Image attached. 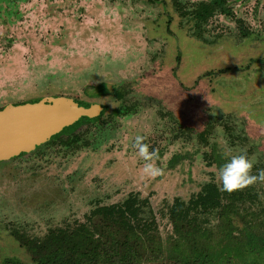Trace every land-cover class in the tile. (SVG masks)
Masks as SVG:
<instances>
[{
  "label": "rangeland",
  "instance_id": "obj_1",
  "mask_svg": "<svg viewBox=\"0 0 264 264\" xmlns=\"http://www.w3.org/2000/svg\"><path fill=\"white\" fill-rule=\"evenodd\" d=\"M178 1L199 12L210 2ZM221 1L211 2V15L202 13L194 36L192 19L179 16L171 0H0V107L55 95L81 98L90 82L87 71L102 67L104 55L112 59L103 67L117 68L122 54L142 49L134 30L159 36L163 19L172 29L170 38L173 31L185 34L181 47L187 48V59L178 65L175 51L165 45L130 67L121 64L123 77L112 82L123 103L101 100L107 107L103 118L109 120L110 110L121 104L130 115L90 128L85 147L94 152L82 147L61 159L53 147L38 151L37 158L0 164V264H32L16 235L41 240L57 228L83 229L112 244L127 242L139 264H180L195 246L178 241L167 210L209 181L217 185L212 197L219 207L189 209L204 231L196 245L207 251L202 259L264 264V182L241 189L244 203L234 201L235 211L227 212L223 206L230 198L218 175L222 157L241 151L252 159L253 174L264 169V0ZM222 7L233 16L215 11ZM137 135L156 152V176L142 172L145 161L133 147ZM115 140L123 142L122 149L111 153L107 144ZM203 152L217 166L206 168ZM130 195L138 199L134 217L121 214ZM139 214L144 220L154 217L155 224L147 222L152 227L143 229Z\"/></svg>",
  "mask_w": 264,
  "mask_h": 264
},
{
  "label": "flooded vegetation",
  "instance_id": "obj_2",
  "mask_svg": "<svg viewBox=\"0 0 264 264\" xmlns=\"http://www.w3.org/2000/svg\"><path fill=\"white\" fill-rule=\"evenodd\" d=\"M151 1L154 2L157 0H151ZM209 1H210L209 5L208 4H202L201 5L202 12H199V11H197V8H194V9L192 8V10H191V8L188 10H185L182 7L180 1L171 0V3H172L174 9L176 10V12L178 13L179 16H181V17L189 16L192 19L193 25H192L191 31H192V34L194 36H196V32H195L196 28H198V26L200 25L199 21L202 19V16H201L202 13H206V15H208V14L211 15V2L213 3V5H214V3L222 2L221 0H209ZM238 1L245 3V2H250L251 0H238ZM200 3H202V2H200ZM215 11H218L219 14L227 16V17L233 16V15H231L232 11L230 9L227 10V9H224L223 7H222V9H220V8L215 9ZM166 17H167V15H166ZM167 23H168V21H165L164 19L162 21L158 22V25H159L158 30L159 31H157V32L159 33V36H157L155 34H146L144 24H143L144 29H143L142 33H140L138 30L135 29L134 31L138 32V35L140 37L139 44L141 42L144 43L141 45L142 51L138 48L136 55H134L133 53H130V54L125 53L124 55L122 54V57H119L117 59H119V61L121 60L123 62L122 63L117 62L116 63V64H118L117 68L115 66L113 70H110L108 68V66L103 67L104 62H106V59H108V58L112 59V56L104 55L105 59L103 58L104 61H103L102 67L98 66L97 70L91 69L90 71H87L84 74V78H87L90 82L88 83V85H86L82 88L81 98H71V97L60 95V97H63L62 99H65L66 101L72 103L77 108H82V109H86L87 111H89L90 112L89 116H81L78 119H75L72 123H70L69 125L65 126L61 130H59L58 132L51 135L50 138L44 144L35 146V149L33 151H30L27 153H20L8 161H1L0 164L6 163V162L11 163L12 161L20 160L22 158H25L26 156H29L28 158H37L38 151H40L41 149L49 150L50 148H53V147H57L59 149V152H57V154L61 155V159L65 158L66 156L69 157L73 153H77L79 150H81L82 147H84L85 150H91L94 152L96 150V148H94V147L93 148H88V147L86 148L85 147L90 143V139L92 138V135H93V131L90 128L93 126H100L102 124L109 125L110 119H111L112 123H116L115 119H117L118 117H126V116L130 115L128 108H125L124 105L121 104L122 105L121 107L117 106V108L110 110V114H109L110 119L109 120H105L103 118L106 111H107V107L104 106V104L101 102V100L104 101V99L114 98L115 100H119V101H121V103H123V97H122V93L120 92L119 85H117L118 83L115 84L112 82V80L115 78L120 79L123 77L122 72L120 71V68L122 67L121 64H124V63L127 64L128 63V65L130 67V66H132V64L138 62L141 55H143L149 51H154L157 48H162V47H164L163 45H165L166 48H173V51H175L172 60L176 65H178V63H180V61L183 62V56H185V58L187 59V56L185 55V51L187 48L182 49V47H181V41L186 37L185 34L181 31L177 35V32L175 33V31H173L174 37L170 38V36L172 37V35H168V33L172 29H171V27L168 26ZM138 29H142V28L139 27ZM134 37H135V34H134ZM158 40H159V42H158ZM175 46L177 48H175ZM111 47H113V46H111ZM123 47H125V46H123ZM103 49H104V51L107 50L105 48H103ZM117 51L118 50H114V52H115L114 54H120ZM106 52L108 53L109 50H107ZM99 61H101V60H99ZM109 64H113V63L110 62ZM109 80H111V81H109ZM56 97H58V96L55 95L53 97H46V98H43V101L46 104H52V101H50V100L55 99ZM22 104H24V103L17 102V103H13L11 105L18 106V105H22ZM5 106L0 107V111L3 110L5 108ZM206 129H208V126ZM204 133H205V130L202 131L200 133V135H203ZM122 144H123V142L115 140V142L107 144V148L109 149V152L112 153L114 151H118V150L122 149ZM63 156H65V157H63ZM202 156H203V161L205 163L206 168L210 169L214 165L217 166L215 163L216 159L214 162V160L211 158V156H209V154H206L205 152H203ZM182 160H183V158L179 161L181 162ZM175 161H176V159L173 160L171 162V164H174ZM211 189L217 190V185L215 184L214 181L213 182L209 181V182L205 183L201 187V189L197 192V194L192 195L187 202H185L179 198H176V200L173 201L172 205L167 210L169 213L168 215L170 216V220L173 222V219H172L173 214H175V215L179 214L180 217L185 216L187 219H191L189 209L201 207L200 203L207 202V204L210 206V204H211ZM235 192H236V197L240 198L239 199L240 202L244 203L245 199H242L238 195V194L242 193V191H240V190H236V191H233L231 193L228 192V198L230 196H232ZM137 202H138V199L136 197H134L133 195H130L121 204V207H122L121 208L122 209L121 214L123 212L124 214H122V215H125L127 213L134 211L133 208ZM201 209H202V207H201ZM209 209H211V206L209 207ZM204 213H206V212H204ZM139 216H141V215L139 214ZM142 216H143V214H142ZM191 220L197 221V218H196V220L195 219H191ZM142 221L143 222H140V224L143 227V229H149V227H152V225L150 226V224H148L147 222H151L154 225L156 222V219L154 217H152L150 219L144 220V218L142 217ZM173 228H174V226H173ZM57 229H61V228H57ZM57 229L50 230L49 232H51V231L54 232ZM89 234L90 233H87V235L86 234L85 235L89 236Z\"/></svg>",
  "mask_w": 264,
  "mask_h": 264
},
{
  "label": "trees",
  "instance_id": "obj_3",
  "mask_svg": "<svg viewBox=\"0 0 264 264\" xmlns=\"http://www.w3.org/2000/svg\"><path fill=\"white\" fill-rule=\"evenodd\" d=\"M214 189H211V211L216 210L219 205L216 198L212 197ZM229 203L223 206L227 212L235 211L233 202L239 200L236 197V192L229 197ZM228 198V199H229ZM207 201V200H206ZM204 211L209 209L207 202L200 203ZM122 214H124L122 212ZM130 217H134V212L128 213ZM126 219V217H125ZM173 226L180 237V241H186L195 246L188 254V257L179 261L180 264H208L202 259V253L207 252L206 249L198 250L197 241L204 231L197 221L187 219L185 216L180 217L179 214L172 215ZM122 225L129 223L125 222ZM140 228V225H136ZM184 227L189 231L184 236ZM83 229H73L71 231H63L57 229L54 232H49L47 236L40 239L30 238L24 235H16L20 245L26 249L31 256L32 264H139V255L129 248L127 242L125 244H112L108 240H104L100 235L86 236ZM181 233V235H180ZM232 233V231L228 232ZM226 236L225 240L227 239ZM253 240L254 238H249ZM177 241V242H178ZM194 241V242H193ZM227 241V240H226ZM176 242V243H177ZM229 241H227L228 244ZM85 243H92L91 246H86ZM180 245V243H178ZM177 244V245H178ZM228 247V245H227ZM176 262V261H175ZM4 264H14L11 261H6ZM177 264V263H175Z\"/></svg>",
  "mask_w": 264,
  "mask_h": 264
},
{
  "label": "water",
  "instance_id": "obj_4",
  "mask_svg": "<svg viewBox=\"0 0 264 264\" xmlns=\"http://www.w3.org/2000/svg\"><path fill=\"white\" fill-rule=\"evenodd\" d=\"M50 101L52 104L43 100L18 106L10 104L0 111V162L33 151L75 119L90 115L65 99Z\"/></svg>",
  "mask_w": 264,
  "mask_h": 264
},
{
  "label": "clouds",
  "instance_id": "obj_5",
  "mask_svg": "<svg viewBox=\"0 0 264 264\" xmlns=\"http://www.w3.org/2000/svg\"><path fill=\"white\" fill-rule=\"evenodd\" d=\"M145 137L137 135L133 141V147L136 149L137 155L141 157L145 163L142 172L145 176H156L160 169L152 162L156 156L155 150L149 151V146L144 143ZM224 162L219 167L220 189L226 192H233L244 189L256 182H264V169H260L256 174L252 173L253 161L249 158L245 151L239 154L222 157Z\"/></svg>",
  "mask_w": 264,
  "mask_h": 264
}]
</instances>
